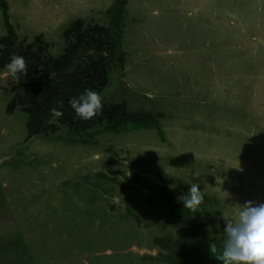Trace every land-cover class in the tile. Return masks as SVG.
Wrapping results in <instances>:
<instances>
[{"label": "rangeland", "instance_id": "374dc122", "mask_svg": "<svg viewBox=\"0 0 264 264\" xmlns=\"http://www.w3.org/2000/svg\"><path fill=\"white\" fill-rule=\"evenodd\" d=\"M114 1L0 0L19 51L35 53L41 36L44 56L64 52L79 17L107 26ZM126 6L124 60L109 63L99 93L107 111L126 105L143 126L87 144L65 140L66 125L31 134L25 80L4 75L0 7V264H169L153 239L181 235L171 202L192 183L216 211L198 208L188 226L210 239L223 215L264 204V0Z\"/></svg>", "mask_w": 264, "mask_h": 264}, {"label": "trees", "instance_id": "16d2710c", "mask_svg": "<svg viewBox=\"0 0 264 264\" xmlns=\"http://www.w3.org/2000/svg\"><path fill=\"white\" fill-rule=\"evenodd\" d=\"M127 1L116 0L105 11L109 19L107 26L90 27L82 17L73 20L63 32L66 45L60 56L42 54V45L46 42L41 36L30 46L37 56L27 50L19 51L20 45L16 42L17 36L9 22L7 6L0 2L8 31V53L10 56H24L28 65L27 75L21 73L22 81L25 80L21 86L25 87L24 97L28 101L26 109L29 113L28 125L31 134L42 133L48 129L55 130L57 126L66 125L71 131L65 140L87 144L90 140L95 141V136L101 131L120 132L127 129L129 124L135 127L143 126L138 114H130L126 105H112L113 112L107 111L103 106L100 114L90 120H84L76 115L69 104L70 99L78 98L86 89L99 93L100 88L109 80V63L113 62L115 67H118L124 60L126 51L122 32ZM60 101H63L62 106ZM53 108L62 111L63 116L57 118V123L48 124ZM199 209L204 215L211 216L216 211V203L204 195ZM171 210L176 218L183 221V232L179 236L168 234L153 239L169 264H222L216 254L212 253L211 246L223 243L226 239L224 231L217 227V235L210 239L204 233L188 226L195 220L197 213L185 208L183 200L172 201Z\"/></svg>", "mask_w": 264, "mask_h": 264}, {"label": "clouds", "instance_id": "9594fccd", "mask_svg": "<svg viewBox=\"0 0 264 264\" xmlns=\"http://www.w3.org/2000/svg\"><path fill=\"white\" fill-rule=\"evenodd\" d=\"M5 77L19 80L21 73L27 75L28 65L22 55H13L5 66ZM61 106L63 101L59 102ZM78 117L90 120L102 112V96L97 91L86 89L78 98L69 100ZM52 118L48 124L57 123V118L63 112L57 108L51 109ZM99 159V155L93 157ZM199 176V175H196ZM184 206L192 211H197L203 203L204 195L199 184L192 183L188 195L181 197ZM226 221L224 233L226 239L219 246H211V251L222 264H264V204L249 201L229 217L223 215Z\"/></svg>", "mask_w": 264, "mask_h": 264}, {"label": "crops", "instance_id": "0c3cea01", "mask_svg": "<svg viewBox=\"0 0 264 264\" xmlns=\"http://www.w3.org/2000/svg\"><path fill=\"white\" fill-rule=\"evenodd\" d=\"M102 3L104 4L103 0H101V4H102ZM101 4H100V5H101ZM111 5H112V4H111ZM111 5H110V6H111ZM126 7H127V6H126ZM93 8H95V7H93ZM127 42H129V39H127ZM123 45H124V44H123ZM124 48H126V47H124ZM124 50H125V49H124ZM125 51H126V50H125Z\"/></svg>", "mask_w": 264, "mask_h": 264}]
</instances>
